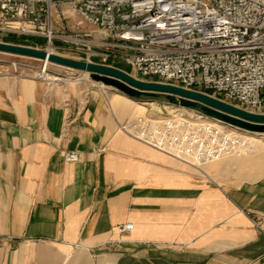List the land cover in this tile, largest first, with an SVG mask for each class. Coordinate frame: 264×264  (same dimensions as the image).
<instances>
[{
	"label": "crops",
	"instance_id": "obj_1",
	"mask_svg": "<svg viewBox=\"0 0 264 264\" xmlns=\"http://www.w3.org/2000/svg\"><path fill=\"white\" fill-rule=\"evenodd\" d=\"M144 110L0 75V264H264V165L120 131Z\"/></svg>",
	"mask_w": 264,
	"mask_h": 264
},
{
	"label": "built area",
	"instance_id": "obj_2",
	"mask_svg": "<svg viewBox=\"0 0 264 264\" xmlns=\"http://www.w3.org/2000/svg\"><path fill=\"white\" fill-rule=\"evenodd\" d=\"M64 2L94 29L75 42L88 63L123 62L142 79L264 115V0H0V33L45 38L55 55L53 18ZM145 123L120 131L160 150L138 138Z\"/></svg>",
	"mask_w": 264,
	"mask_h": 264
},
{
	"label": "rangeland",
	"instance_id": "obj_3",
	"mask_svg": "<svg viewBox=\"0 0 264 264\" xmlns=\"http://www.w3.org/2000/svg\"><path fill=\"white\" fill-rule=\"evenodd\" d=\"M80 22L81 18L77 15V13L75 14L73 7L68 2H64L58 7L53 18V29L56 35V38L54 40V47L56 48L55 55L71 60L87 62L86 57L83 54H79L80 52L75 42L80 40L83 35L94 29L88 24L80 26ZM59 40H61V42L63 41L64 43L58 44L57 41ZM0 43L30 47L41 51H46L49 47L47 40L42 37L6 35L3 33H0ZM93 62L97 63L98 61L94 60ZM114 66H117V69L119 68V70L126 72L136 79L148 82L157 81V79L153 78L142 79L141 77L137 76L132 67L126 63H114ZM0 75H12L22 78L38 79L39 81L44 82L50 88H57L60 90H64L65 92L69 91L71 93L85 94L91 87H99L110 91H117L113 88L105 87L100 83L93 82L89 78V74L87 72L69 69L52 63H48L47 65L43 60L4 52H0ZM41 78L44 79L42 80ZM136 101H139L140 106L145 109V114L137 117L134 121H138L139 119H145V121H149L148 133H154V135L150 134V136L148 137L149 141L153 144L162 145V147L165 146V149L168 148L181 157L185 156L187 159H190L192 161L196 160L200 164L202 163V156L199 152H193L192 154L191 152L187 151V147L182 149L180 145H176L177 147L174 146L173 142L176 141V133L165 134L164 138L158 139L155 134L159 132V124L165 125L167 122L174 121L176 123H179L182 120H186L193 123L201 121V126L210 124L218 125L221 126V128L227 135L237 137L241 141H249L250 143H253L255 145L253 151H250L248 154H246L247 161H253L258 158L264 159V134L246 132L242 129L239 130L238 128L224 125L216 120H210L213 119L210 117H208L210 118L208 120L205 117L201 116V112L197 110L182 108L178 105L170 103L164 98H153ZM201 126L199 127V131L200 129L202 130ZM180 128L181 127H178L176 129L178 130ZM177 143L179 144L180 142L178 141ZM208 144L212 143L208 141ZM230 160L235 162L243 161L233 158H231ZM261 164L264 165V161H262ZM199 169L198 173L200 174L203 169L200 167Z\"/></svg>",
	"mask_w": 264,
	"mask_h": 264
},
{
	"label": "water",
	"instance_id": "obj_4",
	"mask_svg": "<svg viewBox=\"0 0 264 264\" xmlns=\"http://www.w3.org/2000/svg\"><path fill=\"white\" fill-rule=\"evenodd\" d=\"M0 52L43 60L73 70L87 72L90 79L135 100L164 98L185 109L197 110L239 129L264 134V115L246 112L237 107L182 88L136 79L117 68L67 59L30 47L0 43Z\"/></svg>",
	"mask_w": 264,
	"mask_h": 264
},
{
	"label": "bare ground",
	"instance_id": "obj_5",
	"mask_svg": "<svg viewBox=\"0 0 264 264\" xmlns=\"http://www.w3.org/2000/svg\"><path fill=\"white\" fill-rule=\"evenodd\" d=\"M45 63L48 65L49 62L45 61ZM201 116L205 117L208 120L210 119L204 114H201ZM210 120H216V119H210ZM146 122L147 123L145 124H147L148 126L149 121L146 120ZM218 122H221V121H218ZM200 123L201 121L193 123L191 121H186V120H182L179 123H176L175 121L167 122L165 125H161L158 123L160 129H159V132H157L155 135L158 139H162L164 138L165 134L176 133L178 138L175 137L176 141L173 142L174 146L180 145L182 149L187 147V151L191 152L192 154L193 152L195 153L199 152L202 156V163L216 162V161L224 160L225 158H228V159L233 158L237 160L239 159L245 162L247 161L246 154H248L250 151H253V149L255 148L254 147L255 145L253 143H250L249 141H246V140L241 141L237 137H234L232 135H227L224 132V130L221 128V126L213 125V124L201 126ZM221 123L224 125H228L223 122ZM200 126L202 130L200 129L199 131ZM228 126H231V125H228ZM178 127H181V128L177 130L176 128ZM231 127L237 128L235 126H231ZM146 131L147 130L138 132L137 133L138 138L144 139L147 141V136H149L150 134L154 135V133L152 132L147 133ZM231 139H234V140H231ZM177 140L180 142L179 144L177 143L178 142ZM208 141L212 143L211 146L207 145ZM151 145L157 146L160 149H163V148L165 149V147H162L159 144H151ZM262 161H264V159L258 158V159L253 160V162L256 165L261 164Z\"/></svg>",
	"mask_w": 264,
	"mask_h": 264
},
{
	"label": "trees",
	"instance_id": "obj_6",
	"mask_svg": "<svg viewBox=\"0 0 264 264\" xmlns=\"http://www.w3.org/2000/svg\"><path fill=\"white\" fill-rule=\"evenodd\" d=\"M14 38V37H13Z\"/></svg>",
	"mask_w": 264,
	"mask_h": 264
}]
</instances>
